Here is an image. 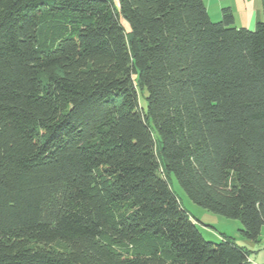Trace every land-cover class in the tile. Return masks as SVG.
I'll list each match as a JSON object with an SVG mask.
<instances>
[{"label": "trees", "instance_id": "16d2710c", "mask_svg": "<svg viewBox=\"0 0 264 264\" xmlns=\"http://www.w3.org/2000/svg\"><path fill=\"white\" fill-rule=\"evenodd\" d=\"M234 23L205 0H0V264H255L171 186L261 242L264 20Z\"/></svg>", "mask_w": 264, "mask_h": 264}, {"label": "rangeland", "instance_id": "374dc122", "mask_svg": "<svg viewBox=\"0 0 264 264\" xmlns=\"http://www.w3.org/2000/svg\"><path fill=\"white\" fill-rule=\"evenodd\" d=\"M122 25L128 32L130 31V25L125 19L122 20ZM147 95L148 93L145 92L140 96V106L145 110H147L148 107L146 100ZM171 186L179 198L182 207L195 220V224L205 240L220 243L221 235L230 237L239 246L247 247L248 250L251 251L250 260L253 263L264 264V227L262 228L260 243L255 244L250 241H244L240 234V230L243 229V226L239 220L225 218L194 204L178 184L175 177H172Z\"/></svg>", "mask_w": 264, "mask_h": 264}, {"label": "crops", "instance_id": "0c3cea01", "mask_svg": "<svg viewBox=\"0 0 264 264\" xmlns=\"http://www.w3.org/2000/svg\"><path fill=\"white\" fill-rule=\"evenodd\" d=\"M208 14L213 22H219L224 9H231L235 27L254 31L264 20V0H205Z\"/></svg>", "mask_w": 264, "mask_h": 264}]
</instances>
